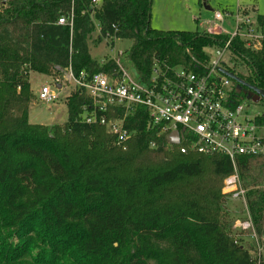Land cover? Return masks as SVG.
<instances>
[{
    "label": "trees",
    "instance_id": "16d2710c",
    "mask_svg": "<svg viewBox=\"0 0 264 264\" xmlns=\"http://www.w3.org/2000/svg\"><path fill=\"white\" fill-rule=\"evenodd\" d=\"M90 3L0 0V264H264V245L259 253L247 247L223 208L222 182L233 170L226 156L180 153L144 107L124 119L132 135L122 150L104 126L83 121L91 99L77 87L63 123L29 120L30 71L115 70L112 59L99 63L89 54L94 20L96 42L131 40L126 60L142 80L154 61L200 70L208 47L229 37L153 28L150 0ZM61 16H72L71 24L58 23ZM255 18L264 26V15ZM228 51L249 70L239 78L264 92V38L250 49L234 37ZM234 84L239 101L251 98ZM122 114L116 108L107 116ZM235 166L254 231L264 237V154L240 155Z\"/></svg>",
    "mask_w": 264,
    "mask_h": 264
},
{
    "label": "built area",
    "instance_id": "2783aa9c",
    "mask_svg": "<svg viewBox=\"0 0 264 264\" xmlns=\"http://www.w3.org/2000/svg\"><path fill=\"white\" fill-rule=\"evenodd\" d=\"M100 3L101 0H91L90 6L97 8ZM71 18L61 16L57 22L71 24ZM222 19V14L214 11L213 24L208 28L217 27ZM253 20L248 14H239L234 31L225 33L229 37L222 46L208 47L207 59L197 71L180 65L163 68L154 61L149 77L142 80L137 74L130 75L117 57L112 59L116 64L112 73L81 70L74 76L69 67L60 72L63 78L73 81L74 87L84 89L91 99V108L85 107L83 121L104 126L122 150L127 148L132 135L124 126V119L137 107H144L150 125L159 127V133L177 132L180 153L226 156L233 170L224 177L221 192L229 199L240 200L246 207L245 189L239 180L235 159L240 155L264 154V123L258 121L261 115L248 114L243 100L239 101L234 94V81L217 68H226L221 59L229 52L232 38L244 40L245 47L250 49L261 46L262 27ZM52 80L54 90L48 84L38 89L39 101H57L62 84L58 76ZM116 108L122 109L123 114L107 116ZM232 227L233 231L244 232L250 238L253 252L262 250L264 237L259 238L255 233L247 207L244 218L234 221Z\"/></svg>",
    "mask_w": 264,
    "mask_h": 264
},
{
    "label": "rangeland",
    "instance_id": "374dc122",
    "mask_svg": "<svg viewBox=\"0 0 264 264\" xmlns=\"http://www.w3.org/2000/svg\"><path fill=\"white\" fill-rule=\"evenodd\" d=\"M208 6V9L205 8ZM238 7L246 9L251 19L256 20V15H264V0H150V26L159 30H205L209 33H232L235 29V19L239 14ZM219 11L223 19L217 22V27L211 26L214 21V11ZM239 13V14H238ZM254 21V20H253ZM94 30L87 39L89 54L97 62H106L108 59L120 57V62L130 75L136 76L135 70L126 60L128 48L131 45L130 39L101 38L96 42L99 35V25L94 20ZM204 27V28H203ZM264 34V26H262ZM207 52H210L208 49ZM119 52L122 54L119 55ZM221 63L233 67L235 73L248 75V68L239 63L238 58L231 52H226ZM54 75H47L30 71L28 81L32 91V99L29 106V113L32 114V122L43 124H61L66 120L67 113L65 100L69 91L74 87L70 79H65L62 74L58 75L63 90L59 92L56 102L44 103L37 99V91L43 84H48L54 90ZM249 115L264 114V100L260 98L242 99ZM55 104V105H54ZM52 107V109H48ZM229 215L230 225L236 220L245 216L246 207L240 200H232L225 197L224 207ZM234 228V227H232ZM243 243L249 247L250 238L243 237ZM150 264H157L151 261Z\"/></svg>",
    "mask_w": 264,
    "mask_h": 264
},
{
    "label": "water",
    "instance_id": "95a60500",
    "mask_svg": "<svg viewBox=\"0 0 264 264\" xmlns=\"http://www.w3.org/2000/svg\"><path fill=\"white\" fill-rule=\"evenodd\" d=\"M205 8L208 9V6H205ZM67 69L68 68H65V70H67ZM217 69L219 72L223 73L225 76L231 78L234 82H237L238 84L245 86L249 91L248 96H251L252 98H261L264 100V92L262 89L257 88L254 85L246 83L241 78H239V76L233 71H230V70L223 68V67H218ZM168 138L172 143H177L178 142L177 132H173V133L169 134Z\"/></svg>",
    "mask_w": 264,
    "mask_h": 264
},
{
    "label": "crops",
    "instance_id": "0c3cea01",
    "mask_svg": "<svg viewBox=\"0 0 264 264\" xmlns=\"http://www.w3.org/2000/svg\"><path fill=\"white\" fill-rule=\"evenodd\" d=\"M204 28V27H203ZM207 29H208V27H206ZM63 90V89H62ZM65 104V103H64ZM55 105V104H54ZM48 109H52V107H49ZM32 114L31 113H29V120L32 122Z\"/></svg>",
    "mask_w": 264,
    "mask_h": 264
},
{
    "label": "bare ground",
    "instance_id": "6f19581e",
    "mask_svg": "<svg viewBox=\"0 0 264 264\" xmlns=\"http://www.w3.org/2000/svg\"><path fill=\"white\" fill-rule=\"evenodd\" d=\"M118 56V55H117ZM177 145V144H176Z\"/></svg>",
    "mask_w": 264,
    "mask_h": 264
}]
</instances>
